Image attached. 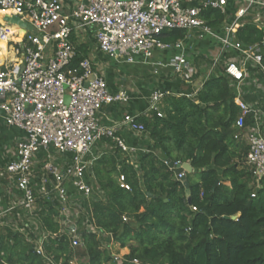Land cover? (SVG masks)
Returning <instances> with one entry per match:
<instances>
[{
	"label": "built area",
	"instance_id": "obj_1",
	"mask_svg": "<svg viewBox=\"0 0 264 264\" xmlns=\"http://www.w3.org/2000/svg\"><path fill=\"white\" fill-rule=\"evenodd\" d=\"M67 1L69 4L65 0H0L4 16H16L32 27L20 40L18 32L10 33L14 25L3 22L0 28V40L16 44L21 51L18 61L0 65V119L7 128L20 132L12 157L0 167V179L7 177L8 185L15 189L13 195L8 193L9 203L0 207V236L6 230L23 233L31 224L40 228L39 202H51L58 205L61 232L68 229L71 246H80L78 231L83 227L93 232L83 216L84 203L103 194L91 171L97 160L92 155L95 146L110 140L136 160L145 152L129 146L121 135L123 130L136 136L146 132L136 116L124 114L113 126L103 124L98 116L104 107L127 106L132 100L130 90L111 92L89 58L71 66L77 57L72 37L86 29L93 33L97 50L116 64L170 69L193 87L194 95L219 71L236 83L237 89L249 71L256 73L263 92L262 118L236 90L234 103L239 115L233 126L237 130L234 139L246 142L244 164L252 175L251 188L259 187L264 178V40L245 45L235 34L252 7L264 9V2L236 0L231 22L212 29L203 13L217 10L225 16L229 0ZM254 23L264 25L259 18ZM171 30L184 31V38L173 44L161 42L162 32ZM193 37L214 41L217 52L202 55L193 51ZM155 53L161 54V61L153 60ZM198 57L201 61L197 64ZM168 95L154 89L149 95L150 112L162 117L161 104ZM249 115L253 121L247 125ZM181 167V163H173L170 170ZM185 174L182 170L175 177L180 181ZM118 182L129 190L122 176ZM251 197H255L254 190ZM81 214L83 220L79 219ZM41 234L30 241L33 250L45 264H55L42 246L48 234ZM0 264H7L4 252H0Z\"/></svg>",
	"mask_w": 264,
	"mask_h": 264
},
{
	"label": "trees",
	"instance_id": "obj_2",
	"mask_svg": "<svg viewBox=\"0 0 264 264\" xmlns=\"http://www.w3.org/2000/svg\"><path fill=\"white\" fill-rule=\"evenodd\" d=\"M203 17L212 29L224 21L217 10ZM184 36L182 30H171L159 39L173 44ZM235 37L245 45L257 44L264 40V25L245 20ZM72 40L77 45L74 67L87 57L88 45ZM218 73L193 98L166 96L162 117L151 112L149 118H137L154 149L141 153L135 165L110 140L103 141L112 149L104 150L91 168L103 194L84 203V218L94 230L78 231L82 247H72L70 235L61 232L57 203L39 202L47 257L55 264L80 258L86 264H264V178L251 188L252 175L244 164L247 147L234 139L239 108L229 78ZM252 121L249 115L246 124ZM166 163L191 166L187 186ZM196 173L199 182H191ZM121 176L129 190L120 187ZM5 232L0 252L7 264H45L23 234ZM112 241L129 250L120 262L102 249Z\"/></svg>",
	"mask_w": 264,
	"mask_h": 264
},
{
	"label": "crops",
	"instance_id": "obj_3",
	"mask_svg": "<svg viewBox=\"0 0 264 264\" xmlns=\"http://www.w3.org/2000/svg\"><path fill=\"white\" fill-rule=\"evenodd\" d=\"M259 2H264V0H258ZM65 2L67 4H69V2L67 0H65ZM235 2L236 0H229V7L226 10V15L224 16V21L223 23L218 26L217 28H221L223 27L224 24L230 23L231 20L233 19L234 13H235ZM1 14V13H0ZM259 18L260 23L264 24V9L259 7V6H253L252 9L250 10V13L244 18L243 22L245 20H251L253 23L254 21ZM5 24H3V21L0 19V28H3ZM257 26H261L256 24ZM216 28V29H217ZM11 32L10 33H16L18 32V30L15 27L10 28ZM80 36V34L78 35ZM12 41L16 42L17 38L15 36L11 37ZM90 36H87V39L89 40ZM76 42V41H75ZM85 43V42H84ZM195 41H193V39H191L190 41V45L192 46L193 51H197L200 54H208L209 52L215 54L217 52L216 50V46L214 45V41H210V40H205V41H199L197 44H194ZM199 43H201L199 45ZM87 45V44H86ZM196 45L198 47H196ZM77 46V45H76ZM197 53V54H198ZM87 54L90 56V58H93L90 55V50H88ZM87 56V57H89ZM86 57V58H87ZM21 58V51L19 50V47L16 44L13 43H6V42H0V65L3 63H9V62H16ZM89 58V59H90ZM167 58V57H166ZM196 63L198 64L199 61H201V58L199 59L196 58ZM91 60V59H90ZM154 61H161L162 60V56L159 53H155L154 54ZM93 62V66H94V70H96L98 73H100L104 79L106 80L107 84H108V88L111 92H116L119 88H123L122 85H119V78L116 76H114L113 73H108L107 68H104V65L102 64V62L97 61V59L92 60ZM135 72H136V76L140 77L141 76V71L143 70L144 72H149L150 74L155 73L154 67H145V66H137V67H133ZM156 71V70H155ZM164 71H168L169 72V77L170 78H174L176 81L175 83H171L168 85H163V88L168 89V90H174V93L170 94L168 91V93L170 95L173 96H180L182 95H189L187 97L193 98L195 95L192 94L193 93V87L192 86H188L186 84H184L182 82L181 79H179V77L171 74V70L170 69H164L162 68L161 71H157L158 74L163 75ZM155 73V74H157ZM133 88L130 91L132 94V100L130 101V103L127 106H123V105H113V106H107L102 108L101 112L99 113V119L100 121L108 126H113L115 123L120 122V120L122 119L124 114H129V115H133L138 117H144V118H149L150 117V102H149V95L150 93L154 90V86H149V88H147L146 86H144L143 84H141L140 80L138 79V81L135 82V77H133ZM237 84L236 83H232L230 82V89L232 94L234 95V98L236 96V90H239L240 92V98L241 100L247 104L248 106H250L252 108V110L254 111V113L260 118H262L263 115V92L261 89V82L259 80V78L257 77V74L254 72H248L247 74V78L246 80L238 87V89L236 88ZM163 102V101H162ZM162 107V104H161ZM122 136L125 138V141L127 142V144L133 148H137L139 150H144V153H148L150 151H152L154 149V146L152 145V143L147 139L146 137V132L142 135H134L132 133H130L127 130H123V132H121ZM20 136V132L16 129H12V128H7L5 126V124L3 123V121L0 119V167L3 166L7 160H9L12 155L11 152L14 149L15 146V141L19 138ZM240 142L243 143L244 146H246V142L244 139L239 140ZM102 144V145H101ZM101 148L100 152H96L95 150H93V157L98 158L103 152L104 150H111V147H108L106 144L103 145V143L98 144ZM107 146V147H106ZM109 148V149H107ZM95 149V148H94ZM141 155V154H140ZM170 163L168 164V168L170 170ZM171 171V170H170ZM194 173V171H193ZM195 182H199V181H195ZM226 185H229V183H225ZM8 185V180L7 177H4V179H0V204L3 207L5 206V204L9 203L10 199V195H8V193H11V195H13V193H15V189L12 186ZM11 192H10V191ZM29 227H34L33 224H31V226ZM36 232L33 230V228L31 229V231L33 233H37V230L39 232L40 228L39 226L37 227V229H35ZM24 236L26 235L25 232L21 233ZM39 235V234H37ZM34 234L33 236V240L34 237H41L42 234H40L39 236H37ZM2 236V235H1ZM74 263L77 262V259H74L73 261ZM73 262L71 264H73Z\"/></svg>",
	"mask_w": 264,
	"mask_h": 264
},
{
	"label": "rangeland",
	"instance_id": "obj_4",
	"mask_svg": "<svg viewBox=\"0 0 264 264\" xmlns=\"http://www.w3.org/2000/svg\"><path fill=\"white\" fill-rule=\"evenodd\" d=\"M87 36H90L89 40L87 39ZM93 33L89 30V29H86L85 32H83L82 34H80V36H75V41L77 44H87L88 45V50H90V55L93 57V58H90L87 57V58H90V62L92 63L93 65V62L92 60H95L97 59V61H100L102 62V64L104 65V68H107L108 70V73H113L114 76L118 77L119 78V85H122L124 89H127L128 91L132 90L133 88V77H135V82L138 81V79L141 81L140 83L143 84L144 86H146L147 88H149V86H154L153 89H161L163 91H168L170 94L174 93V90H168V89H165L163 88V85H168V84H171V83H175V79L174 78H170L168 75H169V72L168 71H164L163 72V75H160V74H155V73H152L150 74L149 72H144L143 70L141 71V76L140 77H137L136 76V72L134 70L133 67H137V66H134V65H122V64H116L112 59H110L108 56L106 55H103L101 54L98 50H97V47H96V44H95V41L93 39ZM21 39V38H20ZM18 39V40H20ZM193 41H195L194 44H197L199 41H197V38L196 37H193ZM85 42V43H84ZM201 43H199L200 45ZM196 47H198L196 45ZM195 52H197L195 50ZM94 67V66H93ZM156 70V71H155ZM154 72H159L161 71V68H154L153 70ZM102 145V144H101ZM100 145V146H101ZM104 145V143H103ZM99 145L95 146V151L96 152H100L101 148L103 147H100ZM105 146V145H104ZM107 147V146H106ZM101 153V152H100ZM132 163L135 164V161H136V156H134V158H131V156H128ZM190 180L191 182H195V181H199V175L196 173L194 175H191L190 176ZM82 215L81 214L79 216V219L82 218ZM84 216V215H83ZM34 227L33 230L36 232L35 229H37V225L36 224H33ZM31 227H24L23 230L24 232L26 233V235L23 237V238H26L28 240V242H30L35 235L37 234H41V231L37 230V233H33L31 231L32 229ZM90 230H94V228L91 226V228H89ZM86 230H88L86 228ZM5 233L6 232H3V236H5ZM37 235V236H39ZM101 237H103V235H101ZM78 247H82V243L80 241V246ZM102 249H106L109 254L111 255V257L120 262L123 258V256L127 255L129 253V250L127 248L125 249H121L119 247V244L118 243H115V242H110L109 244H106L105 242L102 244ZM86 260L87 259H84V258H80V259H77V262H73V264H86ZM72 262H70L69 264H71Z\"/></svg>",
	"mask_w": 264,
	"mask_h": 264
},
{
	"label": "water",
	"instance_id": "obj_5",
	"mask_svg": "<svg viewBox=\"0 0 264 264\" xmlns=\"http://www.w3.org/2000/svg\"><path fill=\"white\" fill-rule=\"evenodd\" d=\"M0 19L3 21V22H6L8 24H11V25H14V26H18L20 28V30L18 31V39L22 38L25 34V30L27 31H32V27L27 24L26 22H23L20 20V18L16 17V16H8V15H3V14H0ZM172 164L173 163H170V167H172ZM182 170H184L186 173H193V169L191 168V166L188 164V163H183L182 164V167L181 169H174L173 170V173L174 175H178ZM180 181L182 183L185 184V186H187L186 184V176L184 175ZM218 184V182L216 183V185ZM231 220H236V217L235 216H232L230 218ZM69 230L66 229L65 230V233L68 234Z\"/></svg>",
	"mask_w": 264,
	"mask_h": 264
},
{
	"label": "bare ground",
	"instance_id": "obj_6",
	"mask_svg": "<svg viewBox=\"0 0 264 264\" xmlns=\"http://www.w3.org/2000/svg\"><path fill=\"white\" fill-rule=\"evenodd\" d=\"M0 13H1V12H0ZM1 14H2V13H1ZM14 27H15V26H14ZM15 28H16V27H15ZM0 42H4V41H1V40H0Z\"/></svg>",
	"mask_w": 264,
	"mask_h": 264
}]
</instances>
